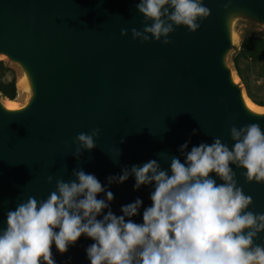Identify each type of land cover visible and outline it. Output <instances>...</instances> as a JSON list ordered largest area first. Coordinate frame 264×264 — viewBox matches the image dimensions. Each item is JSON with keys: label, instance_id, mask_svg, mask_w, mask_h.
<instances>
[{"label": "water", "instance_id": "obj_1", "mask_svg": "<svg viewBox=\"0 0 264 264\" xmlns=\"http://www.w3.org/2000/svg\"><path fill=\"white\" fill-rule=\"evenodd\" d=\"M138 2L0 0V55L21 64L32 86L22 109H6L0 97V228L18 203L46 199L57 179H75L73 169L104 184L124 166L151 159L168 168L188 140L189 151L214 138L231 149V126L258 123L264 130V113L246 108V92L226 62L233 18L264 23V0H204L209 16L194 32L176 26L169 44L132 38L131 30L145 23ZM94 128L100 129L96 147L77 159L74 138ZM232 167L252 197L248 210L264 213V184L246 182L245 170ZM134 183L129 177L110 186L111 209L121 215V205L139 197L141 214L132 218L139 223L151 187L133 190ZM262 242L264 232L255 241ZM91 243L82 235L63 254L53 245L57 264H90L85 248Z\"/></svg>", "mask_w": 264, "mask_h": 264}, {"label": "clouds", "instance_id": "obj_2", "mask_svg": "<svg viewBox=\"0 0 264 264\" xmlns=\"http://www.w3.org/2000/svg\"><path fill=\"white\" fill-rule=\"evenodd\" d=\"M135 7L145 23L131 33L142 43L169 44L176 26L194 32L210 14L204 0H139ZM99 133V128L79 133L73 155L79 159L82 150L95 148ZM230 138L231 149L214 138L190 151L188 140L168 168L151 159L124 166L104 184L95 174L73 169L75 179H57L46 199L30 196L6 212L0 264H57L53 245L66 253L82 235L93 241L85 248L90 264H264V242L255 243L264 232V213L248 210L252 197L238 186L232 167L245 170L246 182L264 184V130L258 123L233 125ZM129 177L135 180L133 190L151 187V204L139 223L132 218L141 214V198L121 205V215L111 209L110 186ZM47 180L51 184L53 177Z\"/></svg>", "mask_w": 264, "mask_h": 264}, {"label": "rangeland", "instance_id": "obj_3", "mask_svg": "<svg viewBox=\"0 0 264 264\" xmlns=\"http://www.w3.org/2000/svg\"><path fill=\"white\" fill-rule=\"evenodd\" d=\"M232 27L235 38L232 48L227 53L226 62L228 66L233 70L236 76V82L244 89L246 94H248L245 84L243 83L242 78L239 76L235 68L234 58L241 50V43L245 35L258 34L264 36V23L254 21L244 15H236L233 18ZM238 58L239 65L244 74L249 77L252 84H256V86H254L255 90H257L258 88L260 93L264 95V56L258 59H252L251 57H248L246 55H241ZM0 62H4L5 64L13 67L16 70L18 94L15 101L22 104L25 103L29 98V93L20 88L18 84L19 80L24 74L23 67L21 66V64L11 60L6 55H0ZM0 97L2 99H9L2 94H0Z\"/></svg>", "mask_w": 264, "mask_h": 264}, {"label": "trees", "instance_id": "obj_4", "mask_svg": "<svg viewBox=\"0 0 264 264\" xmlns=\"http://www.w3.org/2000/svg\"><path fill=\"white\" fill-rule=\"evenodd\" d=\"M241 55H246L252 59L264 56V36L258 34L245 35L241 43V50L234 58L235 68L245 84L248 96L255 103L264 106V95L260 93L258 88L255 90L256 84H252L239 65L238 57ZM0 94L12 100L16 99L18 94L16 70L4 62H0Z\"/></svg>", "mask_w": 264, "mask_h": 264}, {"label": "bare ground", "instance_id": "obj_5", "mask_svg": "<svg viewBox=\"0 0 264 264\" xmlns=\"http://www.w3.org/2000/svg\"><path fill=\"white\" fill-rule=\"evenodd\" d=\"M233 38L234 35H233ZM234 78L236 79V76L234 74ZM20 88L24 89L25 91H27L29 93V98L27 99V101L25 103H18L12 99H3L2 103L3 106L8 109V110H19L24 108L25 106H27V104L29 103L31 97H32V86H31V80H30V76L27 72H24L23 76L21 77V79L18 82ZM243 101L244 104L246 106L247 109H249L250 111L254 112V113H264V106H261L257 103H255L247 94H243Z\"/></svg>", "mask_w": 264, "mask_h": 264}]
</instances>
